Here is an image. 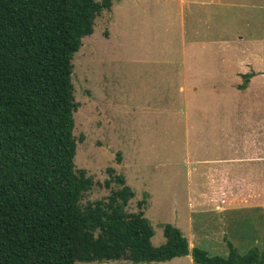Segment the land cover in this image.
Instances as JSON below:
<instances>
[{"label": "rangeland", "instance_id": "374dc122", "mask_svg": "<svg viewBox=\"0 0 264 264\" xmlns=\"http://www.w3.org/2000/svg\"><path fill=\"white\" fill-rule=\"evenodd\" d=\"M111 7L72 59L74 165L93 182L81 207L119 189L104 184L112 168L134 193L126 213L143 202L153 246L171 224L190 250L211 256H226L228 242L240 253L264 249V210L214 215L210 202L223 197L208 187L224 177L202 165L212 153L225 158L231 140L239 151L249 141L264 151V0H112ZM245 74L252 76L240 90ZM143 264L194 263L180 256Z\"/></svg>", "mask_w": 264, "mask_h": 264}, {"label": "trees", "instance_id": "16d2710c", "mask_svg": "<svg viewBox=\"0 0 264 264\" xmlns=\"http://www.w3.org/2000/svg\"><path fill=\"white\" fill-rule=\"evenodd\" d=\"M112 0H0V264L164 263L264 264V249L226 256L193 247L163 226L164 243L141 210L127 214L134 193L107 169L119 189L84 207L93 182L76 170L72 59L94 20ZM252 74L241 75L245 88Z\"/></svg>", "mask_w": 264, "mask_h": 264}, {"label": "crops", "instance_id": "0c3cea01", "mask_svg": "<svg viewBox=\"0 0 264 264\" xmlns=\"http://www.w3.org/2000/svg\"><path fill=\"white\" fill-rule=\"evenodd\" d=\"M231 142L229 141L225 147V158L218 157V152H216L203 160V166L218 167L220 176L224 177V182L230 180L232 183L235 179L238 183L230 186L229 183H219L217 180L211 179L212 183L208 187L211 190L210 195L213 194L217 198L223 197L224 201L219 199V201L210 202L209 207L214 208L212 212L214 215H219L218 217H221V213L227 209H252V211L262 212L264 210V151L256 149L254 141L245 143L241 147V151L235 148ZM236 150L238 153L235 152ZM199 165L201 164L199 163ZM234 168H240L239 170L242 171L240 173L243 174L232 175V178L223 175L224 172Z\"/></svg>", "mask_w": 264, "mask_h": 264}]
</instances>
